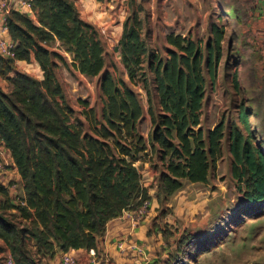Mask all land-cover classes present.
<instances>
[{"label":"trees","instance_id":"trees-1","mask_svg":"<svg viewBox=\"0 0 264 264\" xmlns=\"http://www.w3.org/2000/svg\"><path fill=\"white\" fill-rule=\"evenodd\" d=\"M31 6L37 21L17 10L8 15L15 58L0 54V76L9 81L7 90L0 83V141L10 151L23 190L15 202L9 186L0 185V239L16 264H42L43 257L58 251L96 248L111 219L151 199L138 161L159 169L156 194L164 217L163 206L187 182H209L223 157L225 138L247 213L263 211L264 149L256 143L248 109L240 108L237 124L222 119L213 128L202 126L207 86L216 84L223 56V24L211 23L206 42L167 34L163 57L144 40L139 10L133 9L119 41L126 81L103 73L99 32L72 0H31ZM55 41L73 55V66L82 74L101 75L102 106L79 100L86 124L75 118L57 77V60L65 62V57L51 49ZM32 59L42 69V79L16 71V61ZM233 85L238 89L236 78ZM147 112L148 137L141 129ZM214 241L189 234L177 249L184 245L204 252ZM194 252L187 262L175 264H189Z\"/></svg>","mask_w":264,"mask_h":264},{"label":"rangeland","instance_id":"rangeland-1","mask_svg":"<svg viewBox=\"0 0 264 264\" xmlns=\"http://www.w3.org/2000/svg\"><path fill=\"white\" fill-rule=\"evenodd\" d=\"M106 1L104 4L96 2L88 7L99 24L95 23V26L105 49L103 73L109 72L126 81H129V75L122 62L119 41L124 22L133 9L139 10L144 40L163 57L167 55L169 47L166 42L167 34H190L194 39L201 38L206 42L210 36L211 23L223 24L226 27L223 56L216 84L211 87L208 83L207 86L203 127L211 128L222 119L229 125L237 124L238 111L244 107L249 111L248 118L257 137L256 143L264 149V18L258 15L255 17L261 0H135L134 6L131 5V0ZM227 12L233 13V16H228ZM29 16L38 20L37 13ZM50 47L65 57V62L57 60V77L64 88L68 105L76 111L75 118L86 124L81 113L84 107L79 100L89 102V107L102 106L99 85L101 75L88 77L82 74L73 66V55L59 41L52 42ZM147 61L145 57L144 68ZM26 67L25 63L15 64L16 71H24ZM28 71L39 79L43 78L40 67L35 69L34 66H29ZM15 73L11 74L14 76ZM235 78L238 80V89L233 85ZM0 83L7 87L9 81L0 76ZM142 100L145 105V97ZM148 118L145 113L141 122L143 132L149 128ZM227 153L225 140L224 156ZM10 156L0 143V162L5 166L0 169V185L9 186L10 196L16 202L23 190L21 180L17 179L18 170ZM220 165V168L217 167L211 173L208 183L198 185L200 188L197 191H205V195H200L198 200L191 203L198 204L203 199H210L204 208L198 209L199 213L192 215L190 206L181 202L174 203L176 211L169 205L163 206L170 222H165L166 215L162 217L161 213L159 225L163 229L164 240L169 242L168 245L165 244L170 250L168 253L171 252L170 255L163 254L166 260L164 264H170L171 259L173 264L187 262L188 253H193L195 249L183 245L179 252L178 242L192 232L204 233L206 230L208 240H215L213 247L204 252H194V260L188 259L189 264H264V207L257 216L252 215L253 211L247 213L248 203L243 199L238 182L232 176L229 160L222 159ZM188 184L190 183L187 182L184 187ZM181 211L184 215H179ZM15 212L11 211L17 214ZM240 217L243 218L241 221ZM3 249L4 242L0 239V260L7 264V253Z\"/></svg>","mask_w":264,"mask_h":264},{"label":"crops","instance_id":"crops-1","mask_svg":"<svg viewBox=\"0 0 264 264\" xmlns=\"http://www.w3.org/2000/svg\"><path fill=\"white\" fill-rule=\"evenodd\" d=\"M75 5L79 8L81 16L83 19L92 22L94 25L97 24L96 20L93 18L92 11L89 10V5L93 3L104 4L105 1L100 2L97 0H72ZM107 2V1H106ZM83 9H82V7ZM15 10L27 13L28 15L32 14L30 5L25 0H17L15 2ZM255 12L256 16L264 18V3L259 1V8ZM228 16H233V13L227 12ZM96 23V24H95ZM99 26V24H97ZM185 35V34H183ZM190 35V34H188ZM225 36H226V27H225ZM225 40V39H224ZM25 63L27 65L24 68L25 72L31 73L28 71L29 66H34L35 69L39 67V64L32 59L31 62L25 61H16V64L21 65ZM23 71V70H22ZM13 74H11L12 76ZM43 77V76H42ZM41 77V78H42ZM9 85L7 84V87ZM5 85L3 88L7 90ZM240 88V85H239ZM142 97H145V109L148 108L147 99L145 94H142ZM205 102V101H204ZM148 114V112H147ZM149 116V114H148ZM149 128L144 132L145 136L148 137L151 129V118L147 119ZM202 126H203V114H202ZM214 127V126H213ZM211 127V128H213ZM226 140V138H225ZM223 141V148L224 143ZM1 142V141H0ZM152 154L150 153L148 157ZM228 159L231 165V155L228 152L223 154L222 159ZM221 159V160H222ZM221 160L218 163V168H220ZM14 163V162H13ZM137 166L140 167L142 173V181L145 187L148 188L151 199L147 206L141 205L137 209H128L123 212V214L117 218L111 219L107 223L106 231L103 236L99 238L98 245L95 249L96 255H93L88 249H70L69 251H58L53 257H43L42 264H63V259L65 257H72L76 259V264H164L166 260L164 258V253H168L167 246L168 241L164 240L163 229L160 226L161 222V211L160 204L157 200V176L159 174V169L154 168L149 161H138ZM146 178V179H145ZM17 179L21 180L20 174L17 172ZM199 184L204 183H190L187 187H184L179 192H177L170 200L169 207H176L174 203H183L190 206L189 211L192 215L199 213L198 209L204 208L210 201V199H203L198 204H192L200 198V195H205V191H197L200 186ZM208 192V191H207ZM180 203V204H181ZM182 205V204H181ZM204 210V209H203ZM184 215V212H179V215ZM167 218V219H166ZM165 222H170L168 215H166ZM160 224V225H159ZM208 230L204 233H195L192 234L199 236H209ZM2 241V240H1ZM165 242V243H164ZM174 243V242H173ZM172 243V244H173ZM173 247V245H172ZM171 247V248H172ZM173 249V248H172ZM7 253L6 256L10 255L5 243L4 249L2 250ZM163 251V252H162ZM170 255V254H169ZM168 256V255H167Z\"/></svg>","mask_w":264,"mask_h":264},{"label":"built area","instance_id":"built-area-1","mask_svg":"<svg viewBox=\"0 0 264 264\" xmlns=\"http://www.w3.org/2000/svg\"><path fill=\"white\" fill-rule=\"evenodd\" d=\"M16 1L17 0H0V54L7 58H15V48L17 46L16 42L10 36L9 27H8V15L11 13L12 10H15ZM25 1L28 2V4L30 5L32 13H35L31 6V0H25ZM261 1L264 3V0ZM0 143L5 147V145L2 142ZM6 150L7 153L10 155L9 150L7 148ZM3 168H5V166H3L2 163L0 162V169ZM148 203L149 200L145 201L142 205L147 206ZM90 252L93 255H96L94 248H91ZM6 263L16 264L14 258L11 255H8L6 257ZM63 264H76V259L72 257H65L63 259Z\"/></svg>","mask_w":264,"mask_h":264}]
</instances>
